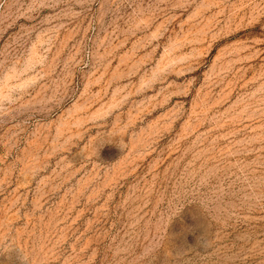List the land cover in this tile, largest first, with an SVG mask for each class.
I'll use <instances>...</instances> for the list:
<instances>
[{"label":"rangeland","instance_id":"1","mask_svg":"<svg viewBox=\"0 0 264 264\" xmlns=\"http://www.w3.org/2000/svg\"><path fill=\"white\" fill-rule=\"evenodd\" d=\"M0 264H264V0H0Z\"/></svg>","mask_w":264,"mask_h":264}]
</instances>
